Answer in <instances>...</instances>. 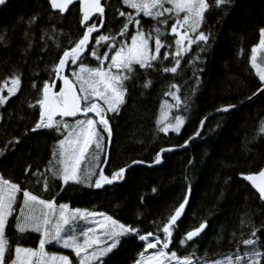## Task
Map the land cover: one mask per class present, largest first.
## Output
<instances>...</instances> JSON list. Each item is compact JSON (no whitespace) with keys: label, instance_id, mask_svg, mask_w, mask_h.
Listing matches in <instances>:
<instances>
[{"label":"snow or ice","instance_id":"snow-or-ice-1","mask_svg":"<svg viewBox=\"0 0 264 264\" xmlns=\"http://www.w3.org/2000/svg\"><path fill=\"white\" fill-rule=\"evenodd\" d=\"M20 2L35 10L30 14L22 13L12 29L0 28V51L11 47L9 32L21 29L24 43L20 56L25 64L37 48L39 59L44 60L52 51L49 42L54 44L57 56L50 66L45 63L41 69L48 73V79L40 83L34 80L31 85L37 90L38 97L27 106L38 108V119L25 129L23 137L13 136L0 146V166L19 152L23 138L29 134L50 130L58 133V138L43 170L32 163L22 168L24 182L15 181L6 176L5 169H0V264H107V259L125 238L141 242L133 264H194V257L195 264H264V220L257 225L256 211L252 208L246 209L239 220V235L236 231L231 234L229 243L235 244L236 251L216 259L201 260L196 248L183 256L172 248L174 232L189 204L191 186L171 214L160 222L153 221L155 231L122 223L105 212L58 203L55 196L46 198L43 195L50 193L53 186L61 192L72 185L102 189L125 180L126 173L134 165L146 163L134 159L131 164L106 174L105 168L110 165L108 146L114 134L109 114L119 115L130 99V89L144 74L158 71L178 75L181 61L192 52L193 45L200 47L210 43L211 32L203 30L206 14L213 8L226 10L233 0H116L115 4L102 0H46L45 5L38 4L37 0ZM10 3L11 0H0V9L7 8ZM77 6L80 34L73 39L53 21L58 18L62 21L65 14L71 15V10ZM106 9L112 12V29L107 27ZM45 20L48 23L42 27ZM58 34L68 37L69 46L63 45ZM258 37V43L251 47L249 62L259 85L245 97L248 101L264 95V26L259 27ZM206 50V47H200L201 52ZM9 59V56L0 57V62L8 63ZM164 61L169 64L165 65ZM33 74L39 76V72ZM195 78L198 83L199 76ZM151 86L152 81L145 79L142 88ZM21 88L20 71L4 78L0 82V108L7 105ZM180 93L181 87L177 83H171L164 92V96L174 101L169 103L166 99L162 102L164 111L156 120L158 131L165 135L169 132L179 134L185 124V116L172 114L173 109L188 111L186 99ZM236 108V104H227L217 108L216 112L228 114ZM207 119L200 120L198 129L182 147L201 136ZM259 131L264 134V119ZM173 150L160 148L153 163L161 164L163 154ZM28 156L32 158L31 153ZM13 166L8 165V170ZM241 176L264 204V168L254 173H241ZM36 186H39L38 191L34 190ZM156 191V188L152 189L153 193ZM260 215L264 216V209ZM10 226L20 235L39 234L38 246L25 247L17 242L13 247L6 232ZM207 227L205 219L186 231L179 239V246L191 247L190 242L201 237ZM222 238L218 236V239ZM50 248L66 250L67 254Z\"/></svg>","mask_w":264,"mask_h":264},{"label":"trees","instance_id":"trees-1","mask_svg":"<svg viewBox=\"0 0 264 264\" xmlns=\"http://www.w3.org/2000/svg\"><path fill=\"white\" fill-rule=\"evenodd\" d=\"M37 3L45 5L46 0H37ZM34 10L22 6L20 0H11L7 8L0 9V28L12 29L22 13L30 14ZM106 12L107 27L112 29V12L110 9ZM65 17L53 23L64 33H70L73 39L78 38V8L74 7L71 15L65 14ZM47 23L45 20L41 26ZM261 26H264V0H233V4L224 11L211 9L203 25L206 33L211 32L210 43L200 46L207 50L201 52L200 47L193 45L192 52L182 59L181 70L176 76L158 71L144 74L130 89V99L119 115L109 114L114 134L106 174L131 164L134 159L152 164L160 148L182 147L198 129L200 120L217 108L227 104L239 105L242 100L245 102V97L251 95L259 85L249 60L251 47L258 43V29ZM21 36V29L10 31L11 47L7 51H0V57H10L8 63L0 62V82L14 71L22 73L21 91L0 111L3 116L0 120V146L13 136L23 137L25 129L38 119V108L30 109L27 106L29 101L34 103L38 97L37 90L31 85L34 80L40 83L48 79V73L41 69L45 63L50 66L57 56L54 44L49 42L52 51L44 60L39 59L37 48L25 64L20 56L24 43ZM58 39L65 47L69 46L67 36L58 34ZM197 55L198 60L195 59ZM164 64L168 65L169 62L164 61ZM34 72H39V76H34ZM194 73L200 78L198 83ZM145 79L152 81V86L147 89L142 88ZM171 83L180 85V95L186 99L189 108L187 112L173 110V115L186 117L185 124L179 134L165 135L158 131L156 120L160 106L167 98L164 92ZM262 119L264 95L231 113L209 117L201 136L182 151L164 154L159 167L133 166L126 173V179L119 184L102 189L72 190L74 188L70 186L63 192L57 187L51 196H55L58 203L68 202L74 208L105 212L122 223L155 231L153 221L160 222L171 214L191 186L189 204L174 232L172 248L181 256L189 254L193 248L198 249L197 256L201 259L225 256L236 251L235 244L229 243V240L233 231L239 235V220L246 209L256 211L254 220L257 225L264 220V216L260 215L264 204L241 176V173H254L264 166V134L259 131ZM57 138L58 133L50 130L24 137L15 155L18 157L16 164L10 170H7L8 166L4 168L6 176L24 182L22 168L28 163L38 165L43 170ZM28 153H31V159ZM153 188L157 189L155 193L152 192ZM205 219L208 227L201 237L194 243L190 242L191 247L181 248L179 239ZM244 231L247 233L248 230L245 228ZM6 232L14 247L17 244L14 227L10 226ZM218 236L223 238L218 239ZM140 244L136 239L125 238L107 259V264H133ZM240 248L244 246L240 245Z\"/></svg>","mask_w":264,"mask_h":264},{"label":"rangeland","instance_id":"rangeland-1","mask_svg":"<svg viewBox=\"0 0 264 264\" xmlns=\"http://www.w3.org/2000/svg\"><path fill=\"white\" fill-rule=\"evenodd\" d=\"M147 19V18H145ZM254 71V70H253ZM255 73V71H254ZM258 78V77H257ZM259 80V79H258ZM169 103H174V101H172L171 97H167L166 98ZM5 107V106H4ZM4 107L0 108V111L1 109H3ZM174 110V109H173ZM164 111V109L162 108V104L160 106V109H159V114H158V118L161 116L162 112ZM111 114V113H110ZM0 116H1V113H0ZM169 133H174V132H169ZM51 158V157H50ZM17 159L18 157H15V156H10L9 157V160L8 161H5V164L0 166V168L4 169V168H7L8 165H15L16 162H17ZM8 170V169H7ZM29 187H31V183H29L28 185ZM56 186H53V189L50 193H44L43 195L44 196H51L55 190H56ZM74 188V189H72ZM75 188H87V187H84V186H81V185H72L71 189L72 190H75ZM34 190L38 191L39 190V186H36L34 188ZM70 193V192H69ZM70 195V194H69ZM69 197V196H68ZM68 203V202H66ZM38 235L39 234H36V233H28V234H24V235H20L16 232V241L19 242L22 246H25V247H36L38 246ZM16 242V243H17ZM51 251H57L58 253H64V254H67L66 250H63V249H56V248H50ZM241 254H243V252L241 251ZM194 260V264H195V260L196 259H193ZM203 260V259H201Z\"/></svg>","mask_w":264,"mask_h":264},{"label":"water","instance_id":"water-1","mask_svg":"<svg viewBox=\"0 0 264 264\" xmlns=\"http://www.w3.org/2000/svg\"><path fill=\"white\" fill-rule=\"evenodd\" d=\"M102 2H103V0H102ZM52 11V10H51ZM102 30V29H101ZM95 35V34H94ZM257 98V97H256ZM255 98H253V100H254ZM253 100H251V101H248V100H246L243 104H239V105H237V108L236 109H238V108H240V107H242V106H244V105H246V104H248V103H250V102H252ZM236 109H233L231 112H233V111H235ZM230 112V113H231ZM221 114H225V113H218V112H213L212 114H210L209 116H207L208 118L209 117H212V116H215V115H221ZM199 127V126H198ZM198 138V137H197ZM196 138V139H197ZM189 145V144H188ZM110 147H111V144L108 146V151L110 152ZM188 147V146H187ZM186 147H179V148H173L174 150L173 151H170V152H166V153H164V154H168V153H175V152H179V151H182L183 149H185ZM163 154V155H164ZM162 164V163H161ZM161 164H154V163H152V164H140V165H134V166H142V167H148V168H155V167H159ZM149 165H151V166H149ZM263 168H264V166H263ZM122 181H120V182H117V183H115V184H119V183H121ZM244 182L250 187V189L258 196V193H256L255 192V190L251 187V185H250V183L248 182V181H245L244 180ZM114 184V185H115ZM109 186H113V185H106L105 187H109Z\"/></svg>","mask_w":264,"mask_h":264},{"label":"flooded vegetation","instance_id":"flooded-vegetation-1","mask_svg":"<svg viewBox=\"0 0 264 264\" xmlns=\"http://www.w3.org/2000/svg\"><path fill=\"white\" fill-rule=\"evenodd\" d=\"M103 2H105V3H113L114 0H103ZM113 4H114V3H113ZM77 8H78V6H77ZM106 11H107V9H106ZM145 27L147 28L148 25H145ZM162 51H164V50L162 49Z\"/></svg>","mask_w":264,"mask_h":264},{"label":"bare ground","instance_id":"bare-ground-1","mask_svg":"<svg viewBox=\"0 0 264 264\" xmlns=\"http://www.w3.org/2000/svg\"><path fill=\"white\" fill-rule=\"evenodd\" d=\"M119 162V161H118ZM151 163V162H150ZM119 164V163H118Z\"/></svg>","mask_w":264,"mask_h":264}]
</instances>
